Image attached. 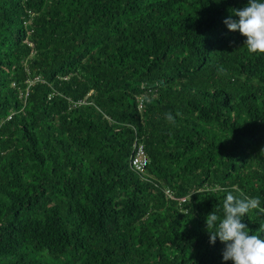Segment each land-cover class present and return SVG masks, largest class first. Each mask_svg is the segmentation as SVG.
Here are the masks:
<instances>
[{
	"label": "trees",
	"instance_id": "trees-1",
	"mask_svg": "<svg viewBox=\"0 0 264 264\" xmlns=\"http://www.w3.org/2000/svg\"><path fill=\"white\" fill-rule=\"evenodd\" d=\"M246 3L0 0V264H225L228 192L264 231V53L223 23Z\"/></svg>",
	"mask_w": 264,
	"mask_h": 264
},
{
	"label": "clouds",
	"instance_id": "clouds-1",
	"mask_svg": "<svg viewBox=\"0 0 264 264\" xmlns=\"http://www.w3.org/2000/svg\"><path fill=\"white\" fill-rule=\"evenodd\" d=\"M223 23L230 32H239L244 37L243 46L252 53H264V0H247L241 8L231 9ZM167 119L172 120L171 114ZM259 204L254 197L238 198L231 192L223 200V215L215 212L206 218L209 243L214 245L217 239L224 244L223 262L232 264H264V231L252 232L243 223L247 213Z\"/></svg>",
	"mask_w": 264,
	"mask_h": 264
},
{
	"label": "built area",
	"instance_id": "built-area-1",
	"mask_svg": "<svg viewBox=\"0 0 264 264\" xmlns=\"http://www.w3.org/2000/svg\"><path fill=\"white\" fill-rule=\"evenodd\" d=\"M43 83V81H41ZM140 108H142V103L140 104ZM150 160L148 154L146 152V148L144 144L136 139L133 145V151L130 158V168L135 172L137 175L142 177L143 179H147L148 177V166ZM167 194L171 195V192L167 191ZM186 199L182 200L185 201Z\"/></svg>",
	"mask_w": 264,
	"mask_h": 264
},
{
	"label": "rangeland",
	"instance_id": "rangeland-1",
	"mask_svg": "<svg viewBox=\"0 0 264 264\" xmlns=\"http://www.w3.org/2000/svg\"><path fill=\"white\" fill-rule=\"evenodd\" d=\"M35 82H33L32 84H34Z\"/></svg>",
	"mask_w": 264,
	"mask_h": 264
}]
</instances>
